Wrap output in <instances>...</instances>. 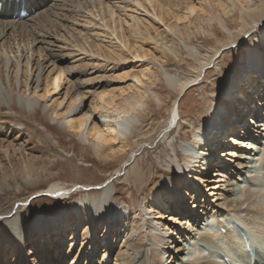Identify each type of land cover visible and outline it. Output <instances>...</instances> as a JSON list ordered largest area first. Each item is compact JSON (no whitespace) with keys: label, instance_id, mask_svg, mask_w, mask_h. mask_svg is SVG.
<instances>
[{"label":"bare ground","instance_id":"obj_1","mask_svg":"<svg viewBox=\"0 0 264 264\" xmlns=\"http://www.w3.org/2000/svg\"><path fill=\"white\" fill-rule=\"evenodd\" d=\"M132 1L146 13H152L144 1ZM145 1L151 5L161 22L156 28L158 36L164 34L161 26L171 30L172 24L169 18L178 22L188 21L191 25L193 17L198 15L211 20L212 28L216 32L218 27L213 25V21L217 17L222 19L226 16L224 20L239 32L241 40L251 30L249 24L253 22L254 27H257V24L264 22V4L261 9L255 7L248 13H243L244 9L235 10L236 12L233 13L234 5L224 0ZM250 1L254 0H242L240 5L244 8L243 3ZM75 3H84L89 8L91 3L97 8L101 6L105 14L117 16L118 21L115 22V25L118 22L117 28L119 23L123 24L124 19L121 17L119 19L117 12L113 11L114 6L106 0H0V114H19L24 122L20 124L21 127L6 121L0 122V134L4 141L0 143V154L5 160L0 161V194L12 188L10 177L13 176L9 173L16 175L21 170L17 191L19 194L23 192L30 194L28 199L31 203L27 209L12 207L1 215L3 221L1 233L6 248L11 252L14 251V264H52L51 262H54L52 260L56 261L55 264H101L102 262L109 264L105 262L108 261L111 248L116 249L115 264H151L150 259H154L155 264H177L183 261L181 254L184 250L181 245L186 238L196 237L197 234L200 241L212 247H210L211 256L203 261H194L193 264H225V259L235 264L234 258L239 259L236 264H264L262 168L256 172L257 178L253 185L255 188H248L240 200L233 198L241 179L248 174V170L252 169L253 165L257 166L255 157L264 156V120L259 118V110L255 104L254 106L252 104L254 100L252 94L257 88L252 85L253 89L247 94L246 100L238 99L235 95H231L232 92L230 94L228 90H224L225 82L232 81L233 76L237 77L241 73L238 62L243 58L233 49L236 45L239 46L238 42L241 40L230 42L229 38L235 36L227 38L221 30V35L217 32L220 36H216V33L212 34L217 39L214 58L221 53L223 60L220 66L232 71V74L227 73L220 79H214L213 84L219 87L222 94L233 96L234 103L233 100L228 102L226 98L217 100L204 94L203 91L202 98L196 96L194 93L199 90L197 86L201 85L197 78L178 80L167 76L168 84L163 83L162 91L159 90L157 94L161 107L166 104L167 97L174 100L173 106L176 105L177 108L174 123L178 120L182 123L188 121L198 126L194 132L193 142L181 145L185 153L183 164L188 172L184 173L185 177L176 174L172 180L169 176L173 175L174 171H164L155 165L149 167L144 158L134 159L135 162L130 163L133 157L130 153L138 152L143 142H149L151 139L147 133L145 134L146 127L136 124L134 115L138 113V118L142 122L150 120L152 127L162 116V109H156L153 99L147 95V90H152L155 84L153 79L155 70H152V64L147 59L164 66V63L172 62L171 57L166 53L158 55L161 54L157 53L159 49L149 51L133 45L134 53L141 60L144 68L141 73L135 75V81L140 86L133 83L130 88L124 89L119 95L123 102L119 104L113 96L107 99V95H99L95 100L96 104L90 105L91 110L85 112L87 104L85 93L64 87L61 79L52 76L55 70L53 67L56 66L57 59H60L61 52V48L53 46L52 40L55 42L58 39L39 34L42 25L39 18L40 16L47 18L50 12L57 15V18L58 15L62 17L63 26H68L69 23L73 25L74 17L69 14L74 13L72 6ZM208 5L211 10L208 9ZM172 8L176 10L173 11ZM179 11H185L183 16L174 14ZM22 13L28 15L19 20L18 15ZM248 14L252 20L250 22L245 16ZM153 24L155 25V22ZM111 26L110 24V29ZM70 30L73 32L72 29ZM74 33L72 37L75 42L80 41L78 34L75 36ZM122 36L124 44L127 45L129 38L124 31ZM156 37L152 35L153 39ZM248 45L249 58L252 56L256 60L243 68V71L245 69L248 71L246 73L250 74L246 79L251 78L255 70L261 68L260 64L264 66V52H259L258 45L252 41H249ZM213 59L200 63L196 69V71L201 69L206 79L210 78L209 68H206L207 62L212 63ZM242 77L241 75L240 78ZM262 83L261 90L256 93V99L260 96L258 105L264 107V81ZM240 90L242 94L245 93ZM130 91L131 98H125L124 93L129 94ZM216 105L218 109L215 110ZM38 108L48 120V128L45 127L43 132H46L53 147L59 150L57 160L51 161L43 155L33 154L35 146H32L30 136L37 134L38 130L29 131V129L32 121L38 117ZM229 112L232 113L228 115ZM246 116H249L248 122L245 121ZM96 117H100V122ZM169 120L172 122L173 119L170 117ZM177 124L181 128V124ZM71 133L80 136V139H75ZM121 137L124 141L120 139ZM133 139H136L135 142ZM86 140L92 145H88ZM69 153H73L72 156H69ZM217 158L224 162L214 163V159ZM77 160L89 165H81L76 162ZM60 161H64L65 169L72 176L79 175V178L73 181L86 189L84 194L66 200L60 183H69L70 177L62 181L54 171L59 168ZM102 166L105 168V173L99 175ZM122 169H126L124 182L116 183L114 179ZM152 172L155 181L151 190V202L155 210L151 209V211L157 215V218H151L146 225L145 217L143 213L137 212L131 195L134 197L136 192L145 191ZM130 182L131 185H128ZM194 184L196 189L200 188L210 198L212 207L209 206V202L204 206L206 200L202 206L207 211L209 219L217 216L214 212H217L218 216H223L224 208L232 209L236 215L238 211H243L246 213L243 215L244 218L249 222L241 216L235 219L249 229L253 228L254 230L248 229V231L254 238L247 240L248 236L245 238L243 230L238 226H233V231L220 224L216 229L218 233H222H219L217 238L213 239L215 234H218L216 232L202 233V230L207 228V224L204 228H200L206 214L201 211V206L195 199L193 208L197 215L192 214L191 221L185 222L184 218L179 222L175 217L170 220V223L175 224L180 230L182 228V231L170 230L162 224L158 226L157 220L163 217L160 209L166 212L165 196L168 195L173 201L175 193L186 198L190 192L193 194L196 191L190 190ZM179 186L182 187L177 190ZM126 191L129 192L130 197L125 200L123 195ZM186 203L190 204L189 201ZM183 205L184 203L181 204L183 209L179 207L178 212L181 216H187L189 208ZM31 212L35 214L34 219L30 218ZM120 220L123 221L124 226L117 236ZM103 225L110 227V230L106 235L101 236L99 231ZM219 226L222 227L220 231ZM223 229H226L225 233ZM169 234L174 235L172 242L168 239ZM110 237L113 242L110 239L107 243ZM78 238L83 239V242H78ZM101 240L104 241V245ZM248 247L253 250L252 254L248 253ZM253 247L258 254L254 252ZM103 249H105L103 260L93 259ZM218 250L220 253H217ZM10 255L9 252L3 254L0 257V264L7 262ZM84 256L87 257L84 259Z\"/></svg>","mask_w":264,"mask_h":264},{"label":"rangeland","instance_id":"obj_2","mask_svg":"<svg viewBox=\"0 0 264 264\" xmlns=\"http://www.w3.org/2000/svg\"><path fill=\"white\" fill-rule=\"evenodd\" d=\"M106 1L112 6H114L113 11L115 13L117 12L119 19L120 17L124 19L123 24L119 23L118 28L116 26L118 22L115 25V22L118 21L117 16H115L114 14L111 15L110 13L105 14L101 6L97 8L94 4L91 3L89 8L84 3H75L72 6L73 8L72 10L74 11V13L72 12L71 14H69V16L74 17L73 21L75 22H73V25L72 24L70 25L69 23L70 26L69 25L63 26L62 17L58 15V18L60 17V19H58L56 17L57 15H54L53 12H50L47 18H42L40 16L39 20L42 23V25L40 27L41 32H39V34L45 36L48 35L49 37L58 39L55 40V42L54 40H52L53 41L52 44L53 46H58L59 48H61L60 49L61 52L59 53L60 59H57L55 63L56 66L53 67L55 68V70L53 71L54 75L52 73L51 74L52 76H54L53 78H59V80L61 79L64 87H69L71 88V90H74L75 92L85 93V97H87L85 112L91 110L90 105L96 104L95 100L96 98H98L99 95H107V99L113 96L114 100H116V103L119 104L123 102V100H121V97H119V95L124 91V89L130 88L133 83L140 86L135 81V75L138 74L139 72L141 73L144 68L141 65L142 63L141 60L138 59L136 54L134 53L135 49L132 48L133 45L134 46L138 45L144 50H149V51L150 50L158 51L159 49L157 53H161V54L158 55L161 56L163 55L162 53H166L167 55H169V57H171L172 62L164 63V66L158 65L153 60L147 59V61L151 62L150 64H152V70L153 71L155 70L154 71L155 75L153 76V79H155L154 82L155 84L153 85L152 90L150 89L147 90L148 91L147 95H149L153 99L156 109L159 108L162 109V116L161 118H159V121H155V126L152 127L151 125L153 124L152 122H150V120L148 122H142L138 118L139 115L138 113L134 115L135 116L134 120L136 124L138 126L143 125L144 127H146L144 130L145 134L147 133L149 135V138L151 139L149 142L144 141L138 152L135 153L133 151L132 153H130L131 157L133 156L130 161L131 164L134 163L135 160L139 158H144L145 160H147L149 167L155 165L162 168L164 171H169V170H171L172 172L174 171L175 173L173 172V175L169 176V178L172 177L171 178L172 180L176 174L185 177L184 173L188 172L183 164L185 153L182 151L181 145H183L184 143L187 144L193 142L194 132L196 131V128L198 126L195 123H189L188 121L182 123L181 121L179 122L178 120L174 123L175 116L177 115V108L176 105L173 106V102H174L173 99L167 97L166 104L161 107V102L157 97V94L159 90H161V88L163 87L164 85L163 83H165L166 85L168 84L166 82L167 76L177 78L178 80L197 78L199 79L198 83H200L201 85L197 86L199 87V90L195 91L194 94L196 96L202 98L203 94H201V92L203 91L204 94L206 93L207 95H210L211 97L217 100H220L221 98H226L228 102H231L233 100L232 97L234 95L238 99L246 100L248 98L246 97L247 94L249 93V91L253 89V86H255V88L257 89L256 91L254 90V93L252 94L254 99L252 104L253 106L255 104V107H257L258 110H261V113L258 112V114L259 117H262L263 118L262 120H264V113L262 111L264 110V107L258 105V102L260 101V96L259 99H256V93H258V91L261 90L260 87L263 84L262 81H264V66L262 67L260 64L261 68L255 70L254 75H252L253 77L251 76V78L249 79H246L250 77V74L246 73L248 71H245V69L243 71L245 65H248L252 63V61L256 60L252 56H250L249 58L248 55L249 41H252L254 44L258 45L259 52L261 51L264 52V29H263L264 22H261L260 25L257 24L256 25L257 27H254L253 22L249 24L251 30L249 31L247 36L243 40H241L242 38L240 37L239 32L236 31L235 28L230 24L228 25L227 22L225 21L226 16L222 18L223 20L217 17L213 21V25L215 24L218 27L216 32L212 28L211 20L207 18L199 17L198 15H195L193 17L191 21L192 23L191 25L188 23V21L178 22L173 18H169V22L172 24L171 30H168L166 26L165 27L161 26V31H163L164 34L163 36H158V34H156V28L161 25V22L157 18L156 13L153 12L151 5H149L145 0L142 1H144V3H146L147 6L150 8V11L152 12L150 14L146 13V11L143 8L137 7V5L132 0H106ZM224 1L229 3L230 5H234L233 13H235L237 10L243 11V9H244L243 13H248L251 12V10H253L255 7L261 9L262 4H264V0H254L250 2H244L243 3L244 8H242V5H240L241 3L240 1L242 0H224ZM208 9L211 10L210 5H208ZM172 10L174 11L176 9L172 8ZM184 13L185 11L183 12L179 11V12H175L174 14H177L178 16H183L182 14ZM216 15H218L217 12ZM245 16L246 18H248L249 22L252 21L249 14L248 16L247 15ZM152 22L153 23L155 22V25ZM110 24L112 25L111 29L109 28ZM70 29H72L73 32H70L71 31ZM220 30L227 38L235 36V38H229L230 42H234V41L238 42L241 40V42H238L239 46L236 45L235 46L236 48L235 47L233 48L234 50H236L237 55L239 54L240 57L243 58L242 61L239 60L238 62L239 65L241 66L240 67L241 73H239L237 77L233 76L232 81L228 83L225 82L224 85L225 88L223 87L224 90L226 91L228 90L230 94L232 92L231 94L233 95L232 97L231 95L222 94L219 87L213 84L214 79L216 80L220 79L222 78V76L224 75L226 76L227 73L232 74L231 70L223 69L220 66L223 60V56H221L222 55L221 53L217 54V56L214 58L215 56L214 47L216 46L215 43L217 39L215 36H212V34L216 33L215 34L216 36H220L221 35ZM123 31L125 32L127 38H129V42L127 43V45H125L124 44L125 41H123V36H122ZM217 32L220 35L217 34ZM72 33H74L75 36H77L78 34L81 40L75 42L74 37H72ZM152 35L153 36L156 35L157 36L156 39H153ZM36 39H39V37H36ZM60 40L63 43L58 42ZM62 58L65 60L62 61L61 60ZM208 59H210V61L213 59V62L212 63L210 61L207 62L206 68H209L208 75L210 74V78L206 79L205 78L206 76L204 77L205 74L201 72V69L197 71L196 69L198 68L200 63ZM241 75L243 76L242 78H240ZM240 89L245 91V93H243L244 95L241 93ZM131 94H132L131 91L129 94L124 93V97L130 99L132 96ZM234 102L235 100H233V103ZM145 104H146V100H145ZM172 106L173 108H171ZM143 108L146 110V106H144ZM214 108L215 110L218 109V105L214 106ZM231 113L232 112H229L228 115H230ZM37 114H38V117L36 119L37 121L36 120L32 121V125L29 129V131L38 130L37 134H33L32 136L29 135L32 146L33 145L35 146L33 154L43 155L44 158H47L51 161L57 160L58 154H60L59 150L53 147L52 142L48 139L46 135V132H43V129L45 127L48 128L47 125L48 120L44 117L43 113L39 108L37 109ZM212 114H214V112ZM0 116H1L0 122L6 121V123L18 125L19 127H21L20 124L23 122L19 114L2 113L0 114ZM170 117L171 119H173L172 122H170L169 120ZM5 118L7 119L5 120ZM96 119L99 120V122L101 120L100 117H96ZM248 119L249 116H246L245 121L248 122ZM177 123L179 124L182 123L180 125L181 128L178 126ZM71 135L75 139H80V136H75L73 133H71ZM2 138L3 136L0 134V143H4ZM120 139L124 141L122 137ZM135 140L136 139H133L134 142ZM86 142L88 145L90 146L92 145L91 142H88L87 140ZM119 144H121V142ZM72 154L73 153H69V156H72ZM255 160H256L255 164L257 166L255 167V165H253L252 169L250 168V170H248V174L244 175V177L241 179V183H239L240 186L236 191V193L233 195V198L235 200L242 199L244 193L248 190V188L250 189L255 188V186L253 185H254V181L257 178L256 172L259 168H262L261 173H263L262 176H264V156H257L255 157ZM0 161H5L1 154H0ZM76 162L81 165L84 164L80 160H77ZM216 162L220 164L223 163L224 161H221L220 158H217L214 159V163ZM63 164L64 161H60V163L58 164L59 168H57L54 171L62 181L70 177V179H68L70 181L69 183H64V182H63L64 184L60 183V185H62V190L65 193L66 200H70L78 194L79 195L84 194L86 192V189L83 188L80 184L74 183L73 180L78 179L79 175L72 176L65 169V165ZM84 165H89V164H84ZM104 169L105 168L102 166L101 170L99 171V175H103L105 173ZM126 169L124 170L122 169V171L119 174H117L116 178L114 179L116 183L124 182L123 179L125 178L126 175ZM9 174L13 176L10 177L12 181L11 182L12 188L0 194V257L3 256V254L5 253L8 252L11 253L9 259L4 264H14V251L11 252L10 249L6 248V243L4 241L3 234L1 233V226L3 222L1 215L6 210L12 207L14 208L21 207V209L24 210L29 208L31 204L30 199H28L30 194H28L27 192H23V194H19L17 191V185L20 183L19 179H21L20 177L21 170L18 171V174L16 175L12 174V172ZM152 176H153V172L151 173V179L147 183L145 191L136 192L135 194L136 196L134 195V197L131 195V199H133V204L135 205L137 212L143 213L145 217L146 225L149 224L151 218H157V215L152 212L153 210H155L154 204H152L151 202V198H152L151 190L154 186V181H155L152 178ZM128 185H131V182L128 183ZM190 185H192V183H190ZM182 186L177 187L178 188L177 190H179ZM194 186L196 185L194 184L193 187H191L192 189L190 190H192V192L194 190L196 191L193 192V194L190 192L189 196L186 198L184 196H179L177 193H175L176 194L174 195L175 202L168 195L165 196V200L167 201V205H165L166 212L160 209V212L163 215V217L160 215L161 218L157 220L159 224L158 226L162 224L163 226L165 225L166 228L168 229L170 228V230H175L176 232L182 231V228L180 230V228L177 227L175 224L170 223V220L172 217H175L176 219L177 218L179 219V222H182L184 218H185V222L191 221L192 220L190 218L191 215L192 214L197 215L195 209L193 208L194 205L193 202L195 199L196 202L199 203V206H201V211L202 212L204 211L206 214L203 218V221L201 222L200 228H204L206 224H207L206 225L207 228L203 229L202 233H205L207 231H212V233L214 232L218 233L216 227L219 224L225 227L226 229H231L233 231H234L233 226H238L243 230L245 238L248 236L246 239L251 240L250 238L253 236L251 235L252 234L251 232L249 233V231L254 229L253 228L251 229V227L249 229L246 225H244L243 223L241 224L240 221L235 219L240 216L244 218L245 216L243 215H246L245 212L238 211L236 215V212L232 211V209L224 208L223 216H218V213L214 212V214H217V216L209 219V216L207 215V211H205V209L202 206L204 204V201L206 200L204 206H207L209 202V206L212 207V205H210V198L206 196L205 195L206 193H204L200 188H197L198 189L197 190ZM172 189H174V187H172ZM128 197H130V194L128 191H126L123 195V198L126 200L128 199ZM186 201H189L190 204H187ZM183 203L185 207L189 208L188 209L189 215L187 216L184 215L185 217L181 216L178 212L179 207L183 209V207L181 206V204ZM34 216H35L34 212H31L30 218L34 219ZM123 216L127 217L128 215H123ZM244 220L247 221L245 218ZM120 221L121 223L118 226L117 234L119 233L120 229L124 226L123 221L122 220ZM235 221H237V223ZM208 224H209V228H208ZM104 228H106L107 230H105ZM221 228L222 227L219 226V231ZM226 229L225 230L223 229L224 233ZM109 230L110 227L103 225L101 227L102 232L99 231V234H101V236L106 235V232ZM219 233L215 234L213 239H215V237L217 238L218 237L217 235H219ZM208 235L210 234H207V236ZM109 236L112 235L110 234ZM117 236H119V234ZM173 236H174L173 234L168 235V239L170 242H172ZM197 236L196 237L193 236L192 238L185 239L183 245H181V248L183 247L184 250L183 254H181L183 261H180L177 264H184V263L193 264L194 261L197 260L203 261L204 259L210 258L209 255L211 256V249H210L211 246L207 244L205 245L204 242L198 239L199 238L198 234ZM67 237L69 236L67 235ZM80 238H78V242H83L82 241L83 239L80 240ZM110 239L111 237L107 239L106 242L108 243ZM103 243L104 241L102 242V244ZM105 249H103V251L99 253L97 256H94L93 259L97 258L98 260L102 261L104 257ZM253 249L254 252L258 254L255 247H253ZM115 252L116 249L111 248L109 255L107 257L108 261H106L105 263L115 264L117 258V254ZM218 252L220 253L219 250L217 251V253ZM86 257L87 256H84V259ZM150 260H151V264H155L154 259L153 260L150 259ZM233 260L235 264L239 262L237 261L239 259L234 258ZM52 261L56 263L55 260ZM54 262L51 263L55 264ZM101 264L104 263L102 262Z\"/></svg>","mask_w":264,"mask_h":264}]
</instances>
